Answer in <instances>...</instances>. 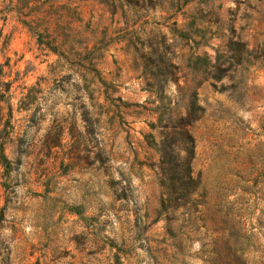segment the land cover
Instances as JSON below:
<instances>
[{"label": "rangeland", "instance_id": "1", "mask_svg": "<svg viewBox=\"0 0 264 264\" xmlns=\"http://www.w3.org/2000/svg\"><path fill=\"white\" fill-rule=\"evenodd\" d=\"M0 145V264H264V0H0Z\"/></svg>", "mask_w": 264, "mask_h": 264}, {"label": "trees", "instance_id": "2", "mask_svg": "<svg viewBox=\"0 0 264 264\" xmlns=\"http://www.w3.org/2000/svg\"><path fill=\"white\" fill-rule=\"evenodd\" d=\"M175 135H178L179 139H175ZM158 150L162 159L161 165H159L161 167L160 179L165 189L169 190L174 181L182 185H188L189 182L193 181L191 163L195 155V142L188 130L166 133L160 141ZM0 159L3 164L8 161L1 145ZM180 199L183 201L181 205H184L187 199L185 197ZM165 201L166 199L163 197L162 204ZM234 257L237 261L246 262L244 255L235 254Z\"/></svg>", "mask_w": 264, "mask_h": 264}]
</instances>
